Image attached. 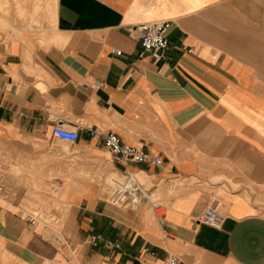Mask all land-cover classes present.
Masks as SVG:
<instances>
[{
	"label": "crops",
	"instance_id": "1",
	"mask_svg": "<svg viewBox=\"0 0 264 264\" xmlns=\"http://www.w3.org/2000/svg\"><path fill=\"white\" fill-rule=\"evenodd\" d=\"M146 21L172 23L160 58ZM0 62V264H264V0H0ZM128 172L160 212L112 201Z\"/></svg>",
	"mask_w": 264,
	"mask_h": 264
},
{
	"label": "built area",
	"instance_id": "2",
	"mask_svg": "<svg viewBox=\"0 0 264 264\" xmlns=\"http://www.w3.org/2000/svg\"><path fill=\"white\" fill-rule=\"evenodd\" d=\"M172 23L170 21H146L133 25L130 28V33L136 34L140 40L142 51L140 56H152L160 58L163 52L168 48V31ZM1 68V62H0ZM100 87L101 82H96ZM53 133L62 140L75 142L79 139L77 129H71L63 124H56L53 128ZM105 145L116 155L124 160L134 161L138 163H149L156 166H162L164 160L158 154L137 145H130L124 142L121 137L115 132H109L104 137ZM150 198L148 190L143 186L140 180L133 172H128L121 178L117 179L114 185V195L112 201L121 206H137L142 200ZM151 199V198H150ZM152 205L160 212V203L155 200H150ZM226 218L225 212L219 207L216 199L204 210L200 220L219 227ZM101 238V235H93L92 241ZM153 264H177V260L173 255H169L166 259L155 262Z\"/></svg>",
	"mask_w": 264,
	"mask_h": 264
},
{
	"label": "rangeland",
	"instance_id": "3",
	"mask_svg": "<svg viewBox=\"0 0 264 264\" xmlns=\"http://www.w3.org/2000/svg\"><path fill=\"white\" fill-rule=\"evenodd\" d=\"M114 176H116V175H112L111 177H114ZM111 177L108 179V181H109V183H111V181H112V179H111ZM142 181H143V179H142ZM253 184V183H252ZM262 187H264V186H262ZM262 187H260V188H262ZM261 190H263V188L261 189ZM255 192L257 195L259 194L258 192H257V190H253L252 189V192ZM253 192V193H254ZM152 199L153 200H155L156 202H160V199H158L157 197H155L154 195L152 196ZM255 201H256V204L258 205V210L259 211H261V212H263V214H264V198H262V199H254Z\"/></svg>",
	"mask_w": 264,
	"mask_h": 264
},
{
	"label": "bare ground",
	"instance_id": "4",
	"mask_svg": "<svg viewBox=\"0 0 264 264\" xmlns=\"http://www.w3.org/2000/svg\"><path fill=\"white\" fill-rule=\"evenodd\" d=\"M78 153H79V152H78ZM83 171H84V170H83ZM98 172H99V171H98ZM81 173H82V172H81ZM81 176H82V175H81ZM81 176H80V177H81ZM71 178H72V177H71Z\"/></svg>",
	"mask_w": 264,
	"mask_h": 264
}]
</instances>
